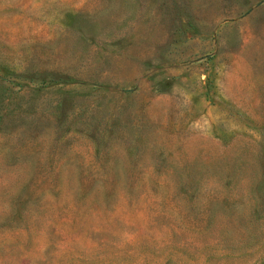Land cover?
I'll use <instances>...</instances> for the list:
<instances>
[{"label": "rangeland", "instance_id": "obj_1", "mask_svg": "<svg viewBox=\"0 0 264 264\" xmlns=\"http://www.w3.org/2000/svg\"><path fill=\"white\" fill-rule=\"evenodd\" d=\"M0 264H264V0H0Z\"/></svg>", "mask_w": 264, "mask_h": 264}]
</instances>
